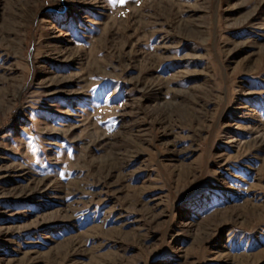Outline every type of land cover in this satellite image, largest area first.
I'll use <instances>...</instances> for the list:
<instances>
[{
  "label": "rangeland",
  "instance_id": "obj_1",
  "mask_svg": "<svg viewBox=\"0 0 264 264\" xmlns=\"http://www.w3.org/2000/svg\"><path fill=\"white\" fill-rule=\"evenodd\" d=\"M0 264H264V0H0Z\"/></svg>",
  "mask_w": 264,
  "mask_h": 264
},
{
  "label": "snow or ice",
  "instance_id": "obj_2",
  "mask_svg": "<svg viewBox=\"0 0 264 264\" xmlns=\"http://www.w3.org/2000/svg\"><path fill=\"white\" fill-rule=\"evenodd\" d=\"M119 2L122 4V3H124V0H119Z\"/></svg>",
  "mask_w": 264,
  "mask_h": 264
}]
</instances>
